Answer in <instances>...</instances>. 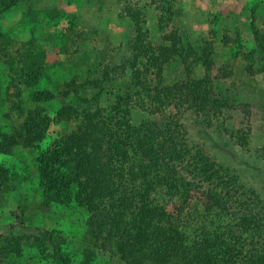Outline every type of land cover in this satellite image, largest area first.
Returning <instances> with one entry per match:
<instances>
[{"label": "rangeland", "instance_id": "obj_1", "mask_svg": "<svg viewBox=\"0 0 264 264\" xmlns=\"http://www.w3.org/2000/svg\"><path fill=\"white\" fill-rule=\"evenodd\" d=\"M252 28L261 41L253 38ZM205 43L215 54L212 70L220 69L224 85L238 84V96L249 99L247 123L240 111L227 113L238 130L249 129V136L246 145L234 142L185 111L187 136L264 197V0H0V264H84L90 250L87 264H122L113 245L95 248L85 237L86 208L55 204L45 196L40 159L59 157L66 171L77 166L78 156L71 157L76 148L56 146L78 132L83 113L109 104L107 93L94 99L97 87L89 85L102 71L109 78L105 89L113 94L122 88L123 72L145 63L153 47L165 58L161 75L172 80L177 68L171 58ZM251 50L247 60L244 53ZM133 112L134 122L139 113ZM90 160L78 166L81 180L96 168ZM157 194L168 209L179 205L176 196ZM203 204V195L191 189L184 219L194 221L193 210Z\"/></svg>", "mask_w": 264, "mask_h": 264}, {"label": "trees", "instance_id": "obj_2", "mask_svg": "<svg viewBox=\"0 0 264 264\" xmlns=\"http://www.w3.org/2000/svg\"><path fill=\"white\" fill-rule=\"evenodd\" d=\"M251 31L261 41L258 32ZM193 47L171 58L177 68L172 80L161 75L165 58L155 55L153 47L145 63L129 70L126 65L122 88L113 94L105 89L109 78L102 71L89 85L97 87L94 99L107 93L109 104L83 113L78 132L56 146L66 151L76 148L71 157L78 156L77 166L66 171L59 157L40 159L39 181L45 196L55 204L86 208L85 237L95 248L113 245L122 264H264V197L191 141L182 116L188 111L202 118L205 126L217 127L246 145L249 129L238 130L227 113L238 110L247 123L249 99L238 96V84L224 85L220 69L212 70L215 54L208 44ZM244 56L251 60L252 50ZM147 66L153 73L148 74ZM247 72L248 68L241 75L246 77ZM69 106L62 105L57 112ZM133 111L139 113L134 122ZM48 153L46 149L41 155ZM260 155L264 157V146ZM89 159L96 168L81 180L77 170ZM191 189L199 191L206 204L193 210L194 221H187L183 203ZM161 192L176 196L179 205L168 209L154 195ZM92 251L83 255L84 264L93 258ZM59 259L66 262L61 255Z\"/></svg>", "mask_w": 264, "mask_h": 264}]
</instances>
